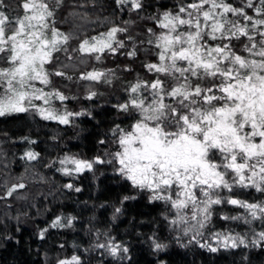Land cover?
Instances as JSON below:
<instances>
[{
    "label": "snow or ice",
    "instance_id": "1",
    "mask_svg": "<svg viewBox=\"0 0 264 264\" xmlns=\"http://www.w3.org/2000/svg\"><path fill=\"white\" fill-rule=\"evenodd\" d=\"M113 2L120 12L139 16L145 10V0ZM64 3L18 0L12 10L16 14L11 15L6 0H0V117L32 112L43 120L69 124L71 117L83 114L58 109L55 102L68 98L51 88L53 76L72 79L60 69L48 68L58 61L56 53L68 51L70 37L56 27V14ZM147 19L153 26L145 29L147 39L140 44L149 45L156 58L144 65L153 79L130 83L124 89L127 99L114 105L132 123L112 129L117 150L108 162H115L120 175L148 192L151 201H163L173 212L170 223L183 235L192 234L190 243L210 252L264 248V230H251V238L212 231L205 236L216 205L245 210L244 217L225 215L224 220L264 221V201L222 195L235 189L264 194V0H175L171 8ZM126 33L127 27L114 25L82 39L72 51L101 61L106 53L115 55L126 48L125 40L118 38ZM126 40L133 46L125 54L135 57L139 49L134 38L127 35ZM107 77L93 69L79 79L110 83ZM95 95L90 93L88 99ZM25 155L32 160L37 154ZM104 162L65 156L59 170L79 174ZM24 187L14 185L5 195L11 197ZM58 226H64L59 217L51 227ZM97 247L114 257L129 251L112 240ZM153 247L161 251L166 245L153 239ZM58 264L81 261L73 255Z\"/></svg>",
    "mask_w": 264,
    "mask_h": 264
},
{
    "label": "trees",
    "instance_id": "2",
    "mask_svg": "<svg viewBox=\"0 0 264 264\" xmlns=\"http://www.w3.org/2000/svg\"><path fill=\"white\" fill-rule=\"evenodd\" d=\"M17 2L6 0L9 14H16L12 10ZM174 2L145 0V10L139 16L118 11L113 0H65L57 11L56 27L70 39L68 51L56 53L58 61L48 68L60 69L72 79L51 78V88L68 98L57 100L55 106L83 114L71 117L69 124L43 120L32 112L0 117V197H4L0 199V264H58L73 255L80 258L81 264H264L261 247L210 252L190 243L192 234L185 236L170 223L173 212L163 201H151L148 192L133 187L120 175L115 162H108L117 150L112 129L132 123L114 105L127 99L124 89L130 83L153 79L144 65L156 58L149 45L140 44L147 39L145 29L153 26L147 17L171 8ZM81 4L85 6L79 7ZM124 21L129 23L125 25ZM114 25L128 28V33L118 34L126 42L119 53H106L101 61H95L87 54L72 51L82 39ZM127 35L134 38L139 49L135 57L125 54L133 46V41L126 40ZM93 69L108 73L111 82L79 79L81 73ZM92 92L96 95L88 99ZM27 152L37 154L36 159H28ZM65 156L105 162L94 164L91 171L65 175L59 170L63 167L59 161ZM21 183L24 188H17L11 197L5 195ZM67 184L73 187L69 189ZM58 217L64 226L51 227ZM211 220L205 236L209 231L218 232L213 226L216 221L223 223L214 214ZM247 227L242 230L251 238V230H264V221ZM153 239L166 247L156 251ZM109 240L129 251L114 257L106 248L97 247Z\"/></svg>",
    "mask_w": 264,
    "mask_h": 264
},
{
    "label": "flooded vegetation",
    "instance_id": "3",
    "mask_svg": "<svg viewBox=\"0 0 264 264\" xmlns=\"http://www.w3.org/2000/svg\"><path fill=\"white\" fill-rule=\"evenodd\" d=\"M222 195H234L236 198L242 199V200H246L249 202H262L264 201V194H261L259 192H256L254 189H235L234 193H222ZM213 214L218 216L219 219L223 222L222 225L218 224L219 222L216 221L214 223V228H216V231L218 232H222V233H227V232H231L232 234H236L240 231H242V229H244L243 225H239L237 224V220H224L222 219L223 216L227 215V216H232V215H238L241 217H244L246 215L245 210L242 208H237L234 207L232 205H216L214 206L213 209ZM243 220V219H241ZM237 222V223H236ZM256 222H260V220H256V221H252L251 224H255ZM216 224V225H215Z\"/></svg>",
    "mask_w": 264,
    "mask_h": 264
},
{
    "label": "rangeland",
    "instance_id": "4",
    "mask_svg": "<svg viewBox=\"0 0 264 264\" xmlns=\"http://www.w3.org/2000/svg\"><path fill=\"white\" fill-rule=\"evenodd\" d=\"M78 116H81V115H78ZM78 116H76V117H78ZM73 117H75V116H73ZM69 167H72L71 165H69ZM232 216H238V215H232ZM241 217V216H240ZM243 219V218H242ZM212 221V220H211ZM239 221V222H238ZM237 224H239V225H243L244 226V229L245 228H249V227H247V226H249V225H251V224H246L245 222H244V219L243 220H241V219H239V220H237ZM254 222V221H253ZM237 234V233H236ZM238 234H241V235H244L245 234V231L243 232V230L242 231H240V232H238ZM246 234H248V233H246Z\"/></svg>",
    "mask_w": 264,
    "mask_h": 264
}]
</instances>
